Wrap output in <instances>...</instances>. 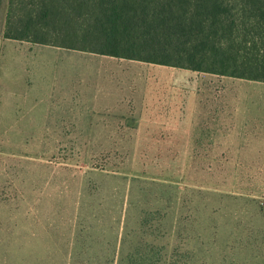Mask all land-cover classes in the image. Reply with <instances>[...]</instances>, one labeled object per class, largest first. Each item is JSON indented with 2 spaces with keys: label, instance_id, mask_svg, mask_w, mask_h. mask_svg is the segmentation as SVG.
<instances>
[{
  "label": "rangeland",
  "instance_id": "374dc122",
  "mask_svg": "<svg viewBox=\"0 0 264 264\" xmlns=\"http://www.w3.org/2000/svg\"><path fill=\"white\" fill-rule=\"evenodd\" d=\"M6 5L0 60L28 101L6 108L0 94V185L12 187L0 197L39 238L14 264H264L260 149L215 142L195 102L140 108L121 87L122 108L77 104L79 51L2 40Z\"/></svg>",
  "mask_w": 264,
  "mask_h": 264
},
{
  "label": "trees",
  "instance_id": "16d2710c",
  "mask_svg": "<svg viewBox=\"0 0 264 264\" xmlns=\"http://www.w3.org/2000/svg\"><path fill=\"white\" fill-rule=\"evenodd\" d=\"M3 36L264 83V0H7Z\"/></svg>",
  "mask_w": 264,
  "mask_h": 264
},
{
  "label": "crops",
  "instance_id": "0c3cea01",
  "mask_svg": "<svg viewBox=\"0 0 264 264\" xmlns=\"http://www.w3.org/2000/svg\"><path fill=\"white\" fill-rule=\"evenodd\" d=\"M2 40L9 39L3 36ZM79 55L81 58L75 59L78 62L72 64L76 66V71L71 82L82 84L86 90L73 94L77 104L82 96H87L85 108H91L90 105H94V108H122L121 91H118L121 87L129 91L126 95L134 98V104L140 108H190L189 103L193 108L195 102L198 129L212 130L214 141L219 140L220 144L236 147L255 144V149H260L264 154V108H251L254 92L260 97L264 94V86H258L263 89L254 90V85L262 82L80 51ZM78 67H82V70H78ZM19 70L28 71L27 67L24 70L23 60L20 61ZM13 71V62L0 60V94L6 108L12 103L11 98L20 97L25 104L28 101L26 89L20 92L13 90V86L17 88L11 79ZM162 83L165 85L163 88ZM4 109L0 108V115ZM192 112L183 109L182 118L186 119L184 115ZM0 120L3 122L6 118L0 116ZM260 160L264 161V157ZM7 189L11 190L12 187L0 185L1 192ZM9 201V198L0 197V264H14V257H28L30 247H38L39 244L37 235L32 234L30 238L27 233L22 234L23 212L8 206Z\"/></svg>",
  "mask_w": 264,
  "mask_h": 264
}]
</instances>
